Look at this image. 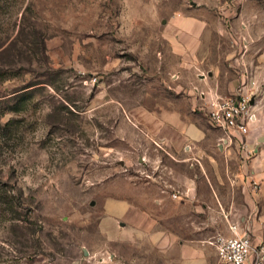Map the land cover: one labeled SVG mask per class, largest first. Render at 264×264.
Returning a JSON list of instances; mask_svg holds the SVG:
<instances>
[{"label":"rangeland","instance_id":"obj_1","mask_svg":"<svg viewBox=\"0 0 264 264\" xmlns=\"http://www.w3.org/2000/svg\"><path fill=\"white\" fill-rule=\"evenodd\" d=\"M173 28L204 32L205 56L177 58ZM244 77L255 82L250 131L264 171V0H0V264H117L98 231L105 199L145 182L181 192L186 176L204 174L214 209L185 210L181 222L203 234L211 264L212 238L232 225L264 264V173L253 159L249 198L237 153L197 162L142 123L187 112L190 100L198 108L216 84L230 96Z\"/></svg>","mask_w":264,"mask_h":264},{"label":"crops","instance_id":"obj_2","mask_svg":"<svg viewBox=\"0 0 264 264\" xmlns=\"http://www.w3.org/2000/svg\"><path fill=\"white\" fill-rule=\"evenodd\" d=\"M174 22L175 19L171 21L170 26L173 24L175 27L177 23ZM173 29L170 32V35L172 34L170 39L173 43V53L177 58L187 57L190 60L193 57L198 62L205 56L204 32L194 31L187 34L179 29ZM186 50H191V52L188 53ZM230 88L232 86L228 87ZM212 91L213 93L206 95L211 98L227 96L226 91L222 93L218 84ZM194 102L190 100L187 112H182L175 107L148 112L142 122L148 135L162 142L171 153L193 155V159L197 162H199L197 158L202 159L203 157L215 162L212 154L216 152L226 157L233 153L236 155L235 148H224L219 145L220 132L210 128L199 119L198 111H201L196 108ZM253 147L257 152L255 146ZM258 152L260 153H256V158L251 163L255 169V176L263 177L264 171L260 170L258 160L262 151ZM151 166L156 167L155 164H150ZM249 167L250 164L248 167L240 164L241 173L237 175L241 177H236V180L244 184V194L251 198L253 195L244 183V181L247 182L246 172ZM188 176L185 177L184 184H181L183 185L181 192L166 183L164 184L166 189H164L156 188L151 182H145L138 186L136 184L125 185L124 189L111 193L105 199L98 231L111 245L113 255L121 257L123 264H151L150 262L211 264L204 248L206 239L201 237L203 234H199L195 225L193 228H186L184 222H181L180 215L185 210L190 211L193 208L195 211L201 209L202 212L205 211L204 213H208L207 210L212 211L214 190L206 174L203 175L205 179L200 176L199 180L196 179V175ZM209 182L211 192L208 187ZM172 194H176L177 199H173ZM206 200L209 201L206 202ZM170 218H173V223L169 222ZM233 226H236L238 233L242 230L238 225ZM229 228L230 226L226 229L228 232L226 236H231ZM187 230L190 232L188 233ZM123 247L125 248L124 254L121 251Z\"/></svg>","mask_w":264,"mask_h":264},{"label":"built area","instance_id":"obj_3","mask_svg":"<svg viewBox=\"0 0 264 264\" xmlns=\"http://www.w3.org/2000/svg\"><path fill=\"white\" fill-rule=\"evenodd\" d=\"M254 90L255 82L244 77L230 96L211 98L199 93L196 99L199 103L197 107L204 113L209 127L220 132L219 145L235 148L240 164L245 167L254 157L250 131L255 121L252 113L256 96ZM171 197L177 199L178 196L172 194ZM229 229L231 236L216 235L210 242L216 251V264H259L258 260H253L255 250L249 237L239 234L236 226L232 225Z\"/></svg>","mask_w":264,"mask_h":264}]
</instances>
